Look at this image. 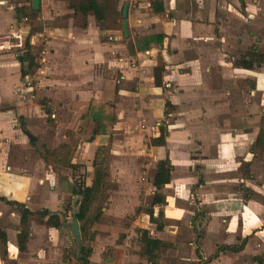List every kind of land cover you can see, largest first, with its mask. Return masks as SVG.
I'll return each instance as SVG.
<instances>
[{
	"label": "crops",
	"instance_id": "0c3cea01",
	"mask_svg": "<svg viewBox=\"0 0 264 264\" xmlns=\"http://www.w3.org/2000/svg\"><path fill=\"white\" fill-rule=\"evenodd\" d=\"M125 3L127 38L122 27L101 30L92 15L74 14L62 0H40L42 26L31 33L0 0V198L17 204L0 200V264H61L62 249L76 250L68 229L75 197L91 185L92 162L104 147L109 188L89 264H119L120 254L103 258L107 244L115 245L125 212L143 206L141 225H132L150 238L166 243L148 214L162 212L157 233H205L198 240L213 245L206 261L257 264L264 259V64L245 70L239 62L264 54V0H118L117 9ZM16 32L29 39L36 63L25 76L18 60L24 46L18 52L11 42ZM50 118L53 143L42 142L34 164L18 158L36 141L28 122L47 128ZM161 127L164 145L153 146ZM60 146H68L64 160L72 165L51 162L62 176L43 160ZM165 159V205H152L155 165ZM18 206L30 213L25 225ZM42 211L61 226L47 225ZM243 241L239 252L210 260L220 246Z\"/></svg>",
	"mask_w": 264,
	"mask_h": 264
},
{
	"label": "trees",
	"instance_id": "16d2710c",
	"mask_svg": "<svg viewBox=\"0 0 264 264\" xmlns=\"http://www.w3.org/2000/svg\"><path fill=\"white\" fill-rule=\"evenodd\" d=\"M67 2V8L74 12V14H80L82 16L92 15L98 23L101 30H120L121 29V10L117 9L118 0H62ZM155 2L152 3L154 6ZM155 11H161V8L155 9ZM38 11H33L31 5L27 7H20L16 10V20L20 22L21 19L28 18L36 15ZM35 30H31V33ZM20 62L21 75L25 76L29 74L32 69L36 67L35 59L29 50V39L26 38L24 51L18 58ZM264 64V54L252 53L249 55L248 60L241 59L239 65L242 69L251 70L253 65ZM155 85L160 86L156 74L154 75ZM95 134V133H93ZM167 136L165 128H159V137L151 139L150 143L153 146H163L164 140ZM68 146H60L56 150L46 151L44 154V161L47 164L54 162L55 165H61L65 167H72L70 163L65 162V152H68ZM108 150L107 147L99 148L97 150L94 161L92 162L93 177L91 185L80 190L77 195V209L75 218L79 225V232L81 238V250L78 257L76 254L71 253L70 249L61 250V264H89L88 259L91 255L90 243L95 237V227L102 215L101 203L105 199L106 192L109 188V173L108 164L105 160V152ZM104 155V156H103ZM171 166L167 159L160 160L155 165V171L152 179V186L155 189L152 195V205H165V197L161 193V190L170 182ZM1 201L9 205H17L14 203L7 202L3 198ZM21 212V225L26 224V220L30 213L23 207H19ZM42 218L48 217L46 224L52 227H60L61 223L57 215H51L46 211L39 213ZM149 221L156 225V230L161 231L163 228L162 212H159L157 217L153 216V212L150 210ZM139 235L138 243L140 244V254L147 264H159V252L166 247V243L152 239L148 236L146 230H138ZM27 239V232L22 230L17 237V247L20 252L25 248ZM244 241L240 246H220L211 259L218 257L220 253L226 251L236 253L242 248ZM198 261H202V255L198 248L195 250ZM257 264H264V259H259Z\"/></svg>",
	"mask_w": 264,
	"mask_h": 264
},
{
	"label": "rangeland",
	"instance_id": "374dc122",
	"mask_svg": "<svg viewBox=\"0 0 264 264\" xmlns=\"http://www.w3.org/2000/svg\"><path fill=\"white\" fill-rule=\"evenodd\" d=\"M6 6H10L12 8V11L14 14L16 13V7L17 6H24L27 7L30 5V0H5ZM46 3L48 0H44ZM50 10V9H49ZM52 11V9H51ZM40 10L36 15L30 16L28 18H22V27L27 29L29 27L30 30H37L39 27L42 26L40 22H36L37 16L41 17ZM27 27H26V26ZM21 26V25H20ZM19 29V28H18ZM28 30V29H27ZM19 33L16 32L13 36H11V42L15 45L17 44V50L18 52H21L24 46L25 38L22 37V40L19 39ZM50 124L46 128V126H43L39 121H29L28 126L30 127L28 132L35 137V144L30 146L27 145L26 149H19L18 151L20 154L18 155V158L21 159H27L29 156L31 157L32 163L34 164L35 158H40L43 148L41 147L42 142L49 141L48 143H53V137L56 136V134L52 131L55 127L53 122L56 121V118H50ZM58 138V136H57ZM44 148L49 147L47 143H44ZM30 163V162H29ZM133 163V162H132ZM50 167L53 168V170H59L60 174L62 173V170L60 167H57L54 165H50ZM62 176V174L60 175ZM114 187V186H113ZM109 196H112V192ZM75 197V196H74ZM79 197H75V200H78ZM141 201L144 202V204H149L151 202V197L143 198ZM71 202L70 205L67 206V209L71 208ZM106 204L105 200L101 203L102 208ZM143 206V205H142ZM77 209V204L74 203V210ZM148 207H140L138 208V211L136 210H130L125 212L122 220H123V226L122 228H116L117 229V240L115 242V245L112 243L111 245L107 244V247L105 249L103 258L116 256L119 254L120 256V263L125 264H147L145 261V258H143L140 254V244L137 241V225H132V223L136 222V224H140L141 222L137 221V219H140L143 215V213L147 214ZM71 211V210H69ZM101 217V216H100ZM105 219V218H104ZM163 219V218H162ZM71 222V218L69 220ZM98 232L100 233V226H101V220L99 219L98 223ZM154 230L152 227L151 230ZM167 231L159 232L156 234V236L160 237L162 240L166 242V247L159 252V264H207L211 262H208L206 260H209V254L208 252L212 251L211 246H213L211 243L206 245V243H202L199 241V237L203 239L205 236V233L203 231H199V233H196L195 228H187V227H168ZM211 242V241H210ZM205 246L204 250L202 251V248ZM216 247H219V245H216ZM196 248L200 249L203 255L202 261H198L195 250ZM123 258V259H122ZM208 258V259H207ZM249 263L252 262V259L250 258Z\"/></svg>",
	"mask_w": 264,
	"mask_h": 264
},
{
	"label": "water",
	"instance_id": "95a60500",
	"mask_svg": "<svg viewBox=\"0 0 264 264\" xmlns=\"http://www.w3.org/2000/svg\"><path fill=\"white\" fill-rule=\"evenodd\" d=\"M40 6V0H31V8L33 11H38ZM127 6L128 4L125 3L121 10V25H122V34L124 38L128 37V29H127V22H126V15H127ZM76 212H73V219L71 224L68 226V229L73 236L75 243H76V250L73 252L78 257H81L80 250H81V238H80V232H79V225L75 218Z\"/></svg>",
	"mask_w": 264,
	"mask_h": 264
},
{
	"label": "built area",
	"instance_id": "2783aa9c",
	"mask_svg": "<svg viewBox=\"0 0 264 264\" xmlns=\"http://www.w3.org/2000/svg\"><path fill=\"white\" fill-rule=\"evenodd\" d=\"M25 80L27 82V85H29L31 83V80H29V77L28 76L25 78Z\"/></svg>",
	"mask_w": 264,
	"mask_h": 264
}]
</instances>
